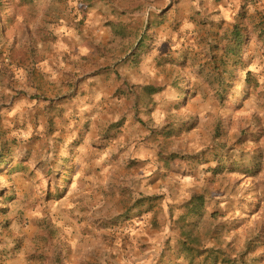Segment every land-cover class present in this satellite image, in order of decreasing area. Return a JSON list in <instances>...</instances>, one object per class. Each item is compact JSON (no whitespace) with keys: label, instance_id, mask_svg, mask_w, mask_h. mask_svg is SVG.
<instances>
[{"label":"rangeland","instance_id":"rangeland-1","mask_svg":"<svg viewBox=\"0 0 264 264\" xmlns=\"http://www.w3.org/2000/svg\"><path fill=\"white\" fill-rule=\"evenodd\" d=\"M40 5L30 22L0 13V138L18 154L0 175V264H187L169 207L195 193L238 251L257 244L245 264H264V0ZM242 14L248 40L227 57Z\"/></svg>","mask_w":264,"mask_h":264},{"label":"trees","instance_id":"trees-1","mask_svg":"<svg viewBox=\"0 0 264 264\" xmlns=\"http://www.w3.org/2000/svg\"><path fill=\"white\" fill-rule=\"evenodd\" d=\"M41 0H11L10 8H13L14 13L7 10L9 7L4 0H0V13L3 21L10 26L14 22L15 15L18 11L22 14L24 22L34 20L41 8ZM246 16L242 14L237 17L236 22L232 28L222 36L223 52L225 56L236 57L243 52L245 42L248 40L247 36L251 31V24H245L243 18ZM263 28L260 31H264ZM259 25H255L256 31ZM52 39L49 36L42 37L43 41ZM26 48H21L10 57L11 60L21 58L26 61L28 54ZM246 81L252 87H258L259 82L254 74L248 70L246 73ZM145 90L148 95L154 94L157 90L153 86H146ZM1 121V119H0ZM178 123L169 117L164 126L157 131V137L160 140L161 147L169 151L174 143V137L178 132ZM1 137V136H0ZM166 150H164L165 152ZM14 152L13 146L0 138V175L4 174V169L14 163V158L17 156ZM189 159L192 161H199L205 163L200 155H191ZM13 172V169L10 170ZM5 195L4 190H0V197ZM158 196H150L146 201H149L153 206L156 204ZM183 209V212L176 217V211ZM170 218L173 221V226L176 230L177 249L174 251L176 258L183 260L187 264H221V256H226L228 250L235 253L239 252V259L233 260L231 264H245L247 263V256L254 253L257 244L249 241L241 251H238L233 241H226L224 236V229L230 230L229 226L224 224H213L221 218H225V213L219 210H208V198L205 193H195L190 198L178 205H171L169 207ZM123 217V216H121ZM209 221L211 224L208 226ZM218 223V222H217ZM238 251V252H237ZM246 260V261H245Z\"/></svg>","mask_w":264,"mask_h":264}]
</instances>
